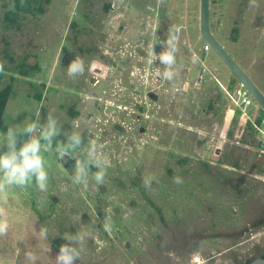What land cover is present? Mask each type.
I'll list each match as a JSON object with an SVG mask.
<instances>
[{"label": "rangeland", "instance_id": "1", "mask_svg": "<svg viewBox=\"0 0 264 264\" xmlns=\"http://www.w3.org/2000/svg\"><path fill=\"white\" fill-rule=\"evenodd\" d=\"M200 3L0 0V90L12 87L0 132L43 104L41 123L48 111L61 121L53 148L73 126L107 161L104 184L85 189L72 183L74 159L45 152L46 192L33 184L0 194V218L10 225L0 236V264H56L63 235L78 228L91 235L76 264H228L244 246L243 231L262 216L264 188L243 185V175L264 154L221 86L240 82L204 50ZM210 28L264 92V0H210ZM172 34L169 82L159 60H148L152 42L159 54ZM76 54L85 73L73 79L67 66ZM249 112L264 117L260 105ZM143 177L152 178L150 188Z\"/></svg>", "mask_w": 264, "mask_h": 264}, {"label": "clouds", "instance_id": "2", "mask_svg": "<svg viewBox=\"0 0 264 264\" xmlns=\"http://www.w3.org/2000/svg\"><path fill=\"white\" fill-rule=\"evenodd\" d=\"M254 2V0H253ZM176 35L160 43L164 50L159 54L155 53L154 46L157 40L151 44L152 54L148 60L149 65L159 60L164 66L163 70L158 69V74L163 81H173L176 72L174 67L177 64L175 44ZM198 56L192 54V63L198 61ZM2 70V65H0ZM85 62L83 58L76 54L75 58L67 66V75L70 78H77L84 75ZM43 104L37 106L35 111L27 119L18 124L7 127L6 132H0V194H5L8 189L35 185L40 192H46L49 185V170L47 161L43 153L54 151L60 161L65 158L74 159L72 183L81 185L87 189L90 182L96 185H103L106 176V158L101 155L100 148L94 140L85 142L81 130H76L72 126L71 132H64L65 140H56L53 148V141L61 135L62 126L51 112L48 111L45 122L41 123V108ZM34 116V118H32ZM27 136L28 139L19 141L20 137ZM19 143V147H18ZM95 167L96 171H90ZM183 181L179 176L174 177V183L181 184ZM151 177H143V184L150 188ZM9 223L6 219L0 218V236L6 235L9 230ZM103 229L106 233H111L113 224L110 217L103 220ZM40 237L48 238L47 228H41ZM90 233L86 230L77 229L75 233L65 232L63 238L67 243L59 246V251L55 257L56 264H76L81 258V252L86 240L90 238ZM28 259H33L28 254Z\"/></svg>", "mask_w": 264, "mask_h": 264}, {"label": "flooded vegetation", "instance_id": "3", "mask_svg": "<svg viewBox=\"0 0 264 264\" xmlns=\"http://www.w3.org/2000/svg\"><path fill=\"white\" fill-rule=\"evenodd\" d=\"M243 176V185L246 184V179H249L254 182L252 190L259 185L264 188V157L257 158V161L252 163L251 170ZM260 201L256 207L261 208L262 216L253 220L247 231H243L238 244L244 245V248L236 250L228 264H264V196Z\"/></svg>", "mask_w": 264, "mask_h": 264}, {"label": "water", "instance_id": "4", "mask_svg": "<svg viewBox=\"0 0 264 264\" xmlns=\"http://www.w3.org/2000/svg\"><path fill=\"white\" fill-rule=\"evenodd\" d=\"M200 32L204 41L228 67L234 77L242 83L264 110V92L253 82L225 47L215 37L210 28V0H200Z\"/></svg>", "mask_w": 264, "mask_h": 264}, {"label": "built area", "instance_id": "5", "mask_svg": "<svg viewBox=\"0 0 264 264\" xmlns=\"http://www.w3.org/2000/svg\"><path fill=\"white\" fill-rule=\"evenodd\" d=\"M211 49L210 45L205 43L204 50ZM228 97L234 102L239 111V119L243 125H250L254 131L258 133V146L261 152L264 154V117L257 119L252 117L249 112L251 106L259 105L249 90L240 83L232 90H228L225 86L221 85Z\"/></svg>", "mask_w": 264, "mask_h": 264}, {"label": "trees", "instance_id": "6", "mask_svg": "<svg viewBox=\"0 0 264 264\" xmlns=\"http://www.w3.org/2000/svg\"><path fill=\"white\" fill-rule=\"evenodd\" d=\"M11 86L8 85L2 90H0V126L2 124V118L5 111L6 104L8 102L10 93H11Z\"/></svg>", "mask_w": 264, "mask_h": 264}]
</instances>
